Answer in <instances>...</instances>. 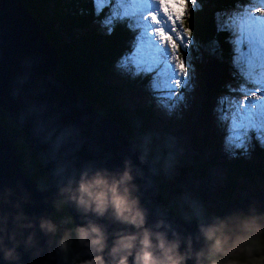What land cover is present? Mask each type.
<instances>
[{"label": "water", "instance_id": "water-1", "mask_svg": "<svg viewBox=\"0 0 264 264\" xmlns=\"http://www.w3.org/2000/svg\"><path fill=\"white\" fill-rule=\"evenodd\" d=\"M56 60L54 48L20 1L0 0V114L23 133L24 143L36 153L47 183L40 189L24 174L12 136L0 123V209L12 212L13 205L23 198V210L28 215L49 216L59 186L86 170L120 171L128 161L138 187L136 195L148 213L149 224L163 220L183 233L194 234L197 220L186 222L162 209L163 199L152 162L127 140L117 125L55 77ZM215 63L213 60L214 66ZM214 72L212 84L217 70ZM212 84H203L206 94ZM252 206L264 209V187L240 202H229L217 215L247 211ZM66 211L75 224L80 223L71 208ZM0 264L4 262L0 260ZM23 264L33 262L25 255Z\"/></svg>", "mask_w": 264, "mask_h": 264}, {"label": "clouds", "instance_id": "clouds-1", "mask_svg": "<svg viewBox=\"0 0 264 264\" xmlns=\"http://www.w3.org/2000/svg\"><path fill=\"white\" fill-rule=\"evenodd\" d=\"M134 181L126 161L120 171L86 170L59 186L53 207L58 213L71 208L79 224L69 214L58 222L30 216L23 198L12 212L0 209V260L23 264L27 255L33 264H264V212L254 206L222 215L197 212L196 232L183 233L163 220L149 224Z\"/></svg>", "mask_w": 264, "mask_h": 264}, {"label": "trees", "instance_id": "trees-1", "mask_svg": "<svg viewBox=\"0 0 264 264\" xmlns=\"http://www.w3.org/2000/svg\"><path fill=\"white\" fill-rule=\"evenodd\" d=\"M240 2L246 3L247 0H198L199 7L189 9L185 18L184 23L191 29L194 40L201 42L207 51L210 49L211 52L222 55L220 61L215 59L216 63L213 69L217 70V75L209 88L207 97L213 96L216 91H222L226 80H231L230 78L240 80L238 73L231 71L232 74H229L230 70L227 65V60L231 59L228 44L230 33L217 28V14L234 8L236 3ZM23 3L21 4L24 9L32 15L36 25L54 48L57 57L55 77L63 80L78 97L86 100L94 111L109 118L131 143L134 133L146 136L147 134L143 132V125L151 111L137 106H134L130 111L119 108L111 97L112 89L108 88L109 84L103 81L106 72L111 69L110 61L115 58L119 61V56L129 48L128 44L133 38V31L127 27V23H116L113 31L108 33L101 27L100 21L103 20L109 9L105 7L97 16L92 0H24ZM48 3L49 7H47ZM216 44L217 47L214 48ZM206 64L205 62L198 65L204 83ZM93 102L96 104L95 108L92 106ZM0 123L12 136L14 152L20 158L19 165L24 174L34 180L40 189H44L47 184L46 174L36 153L25 145L23 133L5 116H0ZM134 147L152 162L155 182L163 199L162 209L169 210L182 220L185 216H191L196 220L197 212L181 215L166 203L165 192L159 181V166L165 163L179 164L181 158L162 142H156L148 151L141 150L135 145ZM257 155L261 158L262 169L261 165L258 168L259 164L254 163L252 164L253 168L242 167L243 171L236 173L250 175L249 172L255 169V174L264 177V156L258 152ZM26 162L28 167H25ZM191 167L195 173L204 171L201 163H196ZM238 167L240 166L236 165L232 169L236 170ZM227 178L232 182V177L227 175ZM249 195L251 194L244 195L240 199L233 198L216 211H211L210 208L203 206L199 212L206 215H217L229 202H240ZM55 199L53 198L51 201L49 216L61 217L68 214L66 209L60 213L56 212L53 207Z\"/></svg>", "mask_w": 264, "mask_h": 264}, {"label": "rangeland", "instance_id": "rangeland-1", "mask_svg": "<svg viewBox=\"0 0 264 264\" xmlns=\"http://www.w3.org/2000/svg\"><path fill=\"white\" fill-rule=\"evenodd\" d=\"M23 2L24 0H20V3L24 4ZM192 8L189 4L188 10ZM184 27L189 28L185 23ZM228 44L231 59L227 60V65L231 75V71L238 72L233 65L232 45L229 41ZM130 45L131 43L119 56V61L130 50ZM216 47L217 44L214 45V48ZM181 53L189 63V83L186 88L178 90L183 94V100L171 111L159 104L156 94L150 89L151 74L133 76L118 67L119 61L116 58L110 61L111 69L106 72L103 81L112 89L111 97L119 108L130 111L137 106L151 111L143 125V132L147 135L134 133L131 138L137 148L148 151L156 142H162L181 158L179 164L160 165L158 174L165 192L166 203L181 215H187L190 212H199L203 206L216 211L227 201L233 198L240 199L264 186V177L255 174V169L249 172L250 175L236 173L242 172V167L253 168L254 163L259 164L258 168L261 165L262 169V161L257 152L264 156V144L252 134L246 151L225 149L224 131L218 121V101L222 96L229 94L230 85L236 87L241 81L230 78L231 80H226L222 91H216L213 96L207 97L208 93L206 94L203 89V84L206 83L202 79L198 65L209 57L204 61L208 69L206 85L208 87L212 84L215 71L213 59L220 61L222 55L211 52L210 49L207 51L201 42L194 40L193 36L192 43L186 50L181 49ZM209 65H212V68ZM92 106L95 108L96 104L93 102ZM196 163L203 164V173L193 172L191 166ZM236 165L240 167L233 170L232 167ZM25 167H28L27 162ZM227 175L233 178L232 182L228 180ZM258 211L264 212V209ZM51 218L57 222L60 219L59 216H51Z\"/></svg>", "mask_w": 264, "mask_h": 264}, {"label": "snow or ice", "instance_id": "snow-or-ice-1", "mask_svg": "<svg viewBox=\"0 0 264 264\" xmlns=\"http://www.w3.org/2000/svg\"><path fill=\"white\" fill-rule=\"evenodd\" d=\"M198 0H93L97 16L109 9L100 25L111 33L127 23L134 36L118 67L133 76L151 74L149 87L159 104L171 111L183 100L178 91L189 83V63L181 49L192 43L185 29L188 5ZM217 28L230 33L233 65L240 83L218 101V121L227 151L247 150L252 134L264 144V0H247L217 14Z\"/></svg>", "mask_w": 264, "mask_h": 264}, {"label": "bare ground", "instance_id": "bare-ground-1", "mask_svg": "<svg viewBox=\"0 0 264 264\" xmlns=\"http://www.w3.org/2000/svg\"><path fill=\"white\" fill-rule=\"evenodd\" d=\"M20 1V0H19ZM20 5L23 7V5L20 3ZM24 8V7H23ZM25 10V9H24ZM210 66V68H211V65H209ZM207 70L208 69H206L205 68V70H204V76H205V83H206V85H207V81H208V78H207ZM204 81V80H203ZM80 98V97H79ZM82 99V98H81ZM82 100H84V99H82ZM84 101H86V100H84ZM87 102V101H86ZM88 103V102H87ZM89 104V103H88ZM90 105V104H89ZM0 116H3V115H1L0 114ZM5 116V115H4ZM10 121V120H9ZM14 124V123H13ZM15 125V124H14ZM10 133V132H9Z\"/></svg>", "mask_w": 264, "mask_h": 264}]
</instances>
